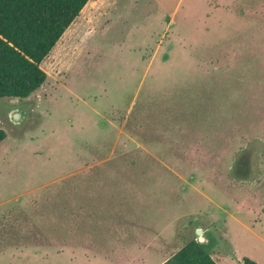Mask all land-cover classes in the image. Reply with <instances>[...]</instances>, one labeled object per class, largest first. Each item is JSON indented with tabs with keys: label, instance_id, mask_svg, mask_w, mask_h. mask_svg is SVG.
Returning <instances> with one entry per match:
<instances>
[{
	"label": "rangeland",
	"instance_id": "obj_1",
	"mask_svg": "<svg viewBox=\"0 0 264 264\" xmlns=\"http://www.w3.org/2000/svg\"><path fill=\"white\" fill-rule=\"evenodd\" d=\"M40 68L0 99V264H152L199 236L264 264V0H89Z\"/></svg>",
	"mask_w": 264,
	"mask_h": 264
},
{
	"label": "trees",
	"instance_id": "obj_2",
	"mask_svg": "<svg viewBox=\"0 0 264 264\" xmlns=\"http://www.w3.org/2000/svg\"><path fill=\"white\" fill-rule=\"evenodd\" d=\"M89 0H0V99H25L40 88V68ZM6 138L0 129V142ZM162 264H217L190 240ZM242 264H256L248 258Z\"/></svg>",
	"mask_w": 264,
	"mask_h": 264
},
{
	"label": "crops",
	"instance_id": "obj_3",
	"mask_svg": "<svg viewBox=\"0 0 264 264\" xmlns=\"http://www.w3.org/2000/svg\"><path fill=\"white\" fill-rule=\"evenodd\" d=\"M214 12V10H213ZM2 258H6L8 264H11L14 259H18L20 257L26 258L25 260L32 258V261H37L40 264H44L45 262H48L49 260L52 261V259L57 258V257H64L67 258V263L68 264H74L75 262H82L83 264H93V261L95 260V256H1ZM24 263H27L25 262ZM166 261L163 257L160 258V261H155L152 264H162ZM66 263V264H67Z\"/></svg>",
	"mask_w": 264,
	"mask_h": 264
},
{
	"label": "flooded vegetation",
	"instance_id": "obj_4",
	"mask_svg": "<svg viewBox=\"0 0 264 264\" xmlns=\"http://www.w3.org/2000/svg\"><path fill=\"white\" fill-rule=\"evenodd\" d=\"M196 234L199 235L196 231ZM194 241H196L199 245L202 246L203 242L205 241L201 236L198 237L197 240L193 239ZM203 247V246H202Z\"/></svg>",
	"mask_w": 264,
	"mask_h": 264
},
{
	"label": "water",
	"instance_id": "obj_5",
	"mask_svg": "<svg viewBox=\"0 0 264 264\" xmlns=\"http://www.w3.org/2000/svg\"><path fill=\"white\" fill-rule=\"evenodd\" d=\"M200 232H201L200 230H197V233H198V234H200Z\"/></svg>",
	"mask_w": 264,
	"mask_h": 264
}]
</instances>
